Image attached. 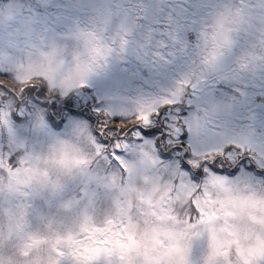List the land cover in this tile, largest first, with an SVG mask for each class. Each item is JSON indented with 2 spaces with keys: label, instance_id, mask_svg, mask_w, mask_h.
<instances>
[{
  "label": "rangeland",
  "instance_id": "1",
  "mask_svg": "<svg viewBox=\"0 0 264 264\" xmlns=\"http://www.w3.org/2000/svg\"><path fill=\"white\" fill-rule=\"evenodd\" d=\"M140 1H117L113 10L124 16L116 31H108L111 38L105 39L100 33L104 27L100 11L93 6L83 9L72 0H0V54L4 57L0 70L12 71L4 63L22 55L28 43L35 47L32 40L43 37L59 38L68 58L73 37L80 34L91 42L94 61L90 62L96 63L95 71L86 77L74 71L58 78L64 64L61 60L57 68L29 66L23 80L42 76L60 96L77 89L75 92L91 102L97 113L134 116L146 125L154 122L157 109L164 107L161 117L168 120L164 140L169 145L179 143L181 139L172 137L184 131L186 162L193 158L194 167L211 155L235 161L244 150L257 166L264 167V106H250L254 95L264 89V77L256 81L240 78L241 85L216 81L224 78L217 75L221 71H210L213 75L206 77L198 65L203 22L191 0ZM214 1L204 0V6ZM246 3L242 0L241 4ZM139 10L140 16L148 19L129 23L126 17L140 21ZM1 122L7 140L20 151L19 167L3 173L20 187L17 196L25 195L24 201H17L18 213H26L25 219L33 216L31 203L39 209L45 204L47 213L56 203L60 210L51 217L58 219L59 236L73 232L81 236L93 227L101 228L97 225L101 220L110 223L113 209L120 210L126 219L129 238L125 243L129 245L118 264H264V181L260 185L254 175L241 171L228 179L208 173L198 190L188 180V173L178 170L177 159L174 165L173 161L159 165L160 160L154 157L155 140L140 134L115 144L120 148L115 153L120 158L117 166L110 165L108 154L101 153L102 147L80 120L69 119L62 136L49 128H37L36 121L28 128L32 130L28 135L19 133L6 110L1 113ZM39 123H43L41 118ZM226 145L237 148L224 155ZM172 175L177 186L168 181ZM171 190L174 196L169 195ZM104 191L109 196L105 200ZM39 195L45 197L43 204ZM188 195L193 196L198 209L190 219L184 211ZM26 206L29 208L24 211ZM167 220L173 223L164 224ZM139 227L138 234L144 238L140 243L134 238ZM15 228L19 234L17 222ZM110 229L117 231L119 227L114 224ZM114 231L109 237L118 246L121 241ZM24 244H28L26 240ZM121 250L116 247L112 253ZM52 264L62 263L53 260Z\"/></svg>",
  "mask_w": 264,
  "mask_h": 264
},
{
  "label": "trees",
  "instance_id": "2",
  "mask_svg": "<svg viewBox=\"0 0 264 264\" xmlns=\"http://www.w3.org/2000/svg\"><path fill=\"white\" fill-rule=\"evenodd\" d=\"M8 72L11 71L0 70V79H8ZM30 81H32V79L23 80L22 85H17L15 81L5 80L8 85L7 88L0 86V113L2 109L9 111L10 115L14 118V123L12 122L13 127L19 133H25L28 135L31 132L28 128L32 127L35 121L39 122V118H41L47 127L58 129H60L66 121L71 118L85 122L87 129L92 132L103 150L105 149L109 152L112 147L115 146L116 148L117 144L113 139L114 137H118L119 141H130L133 139L134 132H139L143 137L154 139L156 144L159 143L160 150L171 153V157L168 159H172L176 154V151H172V149L178 148L180 150V145L177 144H182V142L168 145L164 139H160L162 133L165 138V127L167 130L166 121H168L163 120L165 117L162 118L161 115L155 117L154 122L148 126L149 124H143L134 116L122 117L120 115L111 116L106 113H97L94 110L93 104L89 101L83 100L75 91L60 96L61 94L59 95L53 88H49L47 83L42 86L39 81H35L32 82V86H28ZM31 87H35V90L28 92L27 89ZM39 100H42L43 102L41 103ZM42 107L44 108V111L41 112ZM163 112L165 113V110H163ZM1 124L2 122L0 119V127ZM138 125L148 127L141 128ZM120 128H123V132H120ZM153 128H159L161 131L153 136L144 134L145 132L151 131ZM100 133H103V136L100 135ZM36 137L39 138V136ZM48 143L49 140L46 139V145H48ZM14 147L15 144L12 141L7 140V131L1 127L0 154L2 156L0 160L3 161L1 168L5 172H10L11 169L19 167L20 165L18 161L20 151ZM229 162L230 161L223 164L221 168L228 170L229 172L237 173L240 166L234 164L230 165L228 164ZM223 167H228V169ZM250 168H253V166L247 165V172H249ZM262 178L264 179V175ZM200 181L198 184H201ZM104 193H106V191H104ZM20 194L21 195L16 197V200L18 201L21 199L24 201L25 195L23 193ZM44 198L43 196L40 197V200H42L41 204H43ZM32 206L31 203L30 207L33 208L31 209L33 216L29 215L30 219L27 220L24 218L27 216L26 213H18L16 222L19 224V235L23 240L27 241V245L32 247V244L35 243L34 240H31L32 237L39 241V243L44 242L46 237H36L28 231L31 224L35 223L43 229L54 231L55 235L52 241L53 251L55 254L60 255L57 257L55 256V261H61L65 258V262L69 264H109L110 262H118L120 257L127 253L129 243H125V241L129 238V236L126 235L128 231L123 229V234L120 237V232L118 230L114 231L110 229V227H112L118 220L116 213L113 214L110 223H106L104 220L98 222L97 225L101 228L93 227L90 229V232H85L81 236L73 232L70 236L67 235L60 237L59 233L61 230L56 228L58 219L51 217L56 216L57 210H60V208L57 207V204L54 203V208L49 209L48 213L44 210L46 206L45 204H43L42 209L34 208ZM28 208L29 206H26L22 209L27 211ZM195 208L192 198L189 197L184 208V211L187 212L189 218L196 216ZM36 214H41V217H39V215L36 216ZM113 231L114 235L116 234L121 241L118 246H114L113 244H115V242L109 237L112 235ZM140 231L141 227H139L134 236L135 240L139 243L144 239L141 238L142 234H138ZM105 237H107V241H102L100 243ZM116 247L120 249L122 248L123 250L118 254H113L112 251ZM104 253H106V255H104Z\"/></svg>",
  "mask_w": 264,
  "mask_h": 264
},
{
  "label": "clouds",
  "instance_id": "3",
  "mask_svg": "<svg viewBox=\"0 0 264 264\" xmlns=\"http://www.w3.org/2000/svg\"><path fill=\"white\" fill-rule=\"evenodd\" d=\"M246 33L252 42V50L248 54L252 61L264 62V0H247L246 5H237L234 0H221V3L211 15L200 37L198 65L203 71H213L224 53L231 51L236 44V38ZM75 43L70 57L65 58V45L57 37H43L42 40H32L25 45L23 54L10 58L4 66L12 68L8 79H0V86L7 88L5 80L23 84V77L29 66L43 69L57 68L61 60L62 69L57 72L58 78L78 71L86 77L96 70L91 42L84 36L76 34ZM101 42L103 38L100 37ZM45 53V55H40ZM4 57L0 54V61ZM46 84L43 77L33 76L32 82ZM36 188L38 185L33 184ZM20 187L6 173H0V264H52L55 259L52 241L55 232L41 228L33 223L30 231L36 237H46L44 242L26 248L23 239L17 233L15 223L18 218V203L16 200Z\"/></svg>",
  "mask_w": 264,
  "mask_h": 264
},
{
  "label": "snow or ice",
  "instance_id": "4",
  "mask_svg": "<svg viewBox=\"0 0 264 264\" xmlns=\"http://www.w3.org/2000/svg\"><path fill=\"white\" fill-rule=\"evenodd\" d=\"M34 90H35V87H31V88L27 89L28 92H31V91H34ZM165 107H166V106H165ZM160 114H161V113H160V109H157V111H156V113H155V117H159ZM152 122H153V121H150V123H149L148 126H150V125L152 124ZM177 123H179V122H177ZM138 126H140L141 128H147V127H148V126H141V125H138ZM160 131H161V130H160L159 128H153L151 131H149V132H145L144 134H145V135H148V136H153V135H156V133H158V132H160ZM180 131H182V129H180ZM120 132H123V128H120ZM100 135L103 136V133H100ZM137 135H139V132H134V133H133V136H137ZM172 138H173V139H176V138L183 139V137H182V136H179V134H177V136L172 137ZM113 139L115 140V143H117V142L119 141V138H118V137H114ZM160 139H161V140L164 139V134H163V133L161 134ZM155 146H156L157 148L160 147L159 143L156 144ZM233 147H237V146H236V145H226L224 148H222V153H223L224 155L230 154V150H231V148H233ZM119 150H120V148H115V149L113 150V154H112V157H111L114 161H116V162H118V163H120V158H119L117 155H115V153H116L117 151H119ZM172 151H179V149H178V148H174V149H172ZM160 155H161L162 157H164L165 159H168V158L171 157V153H170V152H165V151H163V150L160 151ZM194 155H195V153H193V157H194ZM218 158H220V157H217V158L213 159L210 163L207 162V161L202 162V163H201V164L195 169V171H193V168H192V160H193V158H192V159H189V160L187 161V163H183V162H182V167H184V168L186 169V171L190 174V179H191L193 182L199 183V181H200L203 177L207 176L208 173H212V174L216 175V174H215V172H216L215 165H216L217 163H220V160H219Z\"/></svg>",
  "mask_w": 264,
  "mask_h": 264
},
{
  "label": "flooded vegetation",
  "instance_id": "5",
  "mask_svg": "<svg viewBox=\"0 0 264 264\" xmlns=\"http://www.w3.org/2000/svg\"><path fill=\"white\" fill-rule=\"evenodd\" d=\"M243 37L246 38V37H249V36L247 34H244ZM250 45L252 46V43H250ZM251 50H252V48H251ZM246 59L249 62L250 69H253V70L256 69V67L258 66V64L262 63L261 61H252V60H250L249 59V55L246 56ZM254 101L255 102H258V103H260V102H263L264 103V98L257 97V98L254 99Z\"/></svg>",
  "mask_w": 264,
  "mask_h": 264
}]
</instances>
